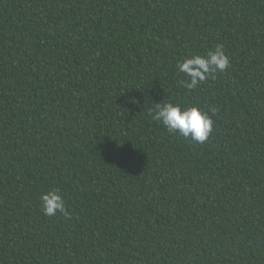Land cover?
I'll list each match as a JSON object with an SVG mask.
<instances>
[{"label":"trees","instance_id":"trees-1","mask_svg":"<svg viewBox=\"0 0 264 264\" xmlns=\"http://www.w3.org/2000/svg\"><path fill=\"white\" fill-rule=\"evenodd\" d=\"M165 101L216 109L209 138ZM0 264H264V0H0Z\"/></svg>","mask_w":264,"mask_h":264},{"label":"clouds","instance_id":"clouds-1","mask_svg":"<svg viewBox=\"0 0 264 264\" xmlns=\"http://www.w3.org/2000/svg\"><path fill=\"white\" fill-rule=\"evenodd\" d=\"M230 65V60L223 44H217L203 56L196 54L183 58L177 64L178 72L183 73L187 80H182L183 86L192 91L200 87L214 72H223ZM135 102V101H133ZM216 109L204 111L199 106L181 107L172 101L158 102L148 109L150 118L160 123L170 133H179L191 137L197 142L206 141L212 130L214 121L209 112L215 114ZM41 207L45 216H55L57 212L69 216L65 197L59 188L50 189L40 196Z\"/></svg>","mask_w":264,"mask_h":264}]
</instances>
